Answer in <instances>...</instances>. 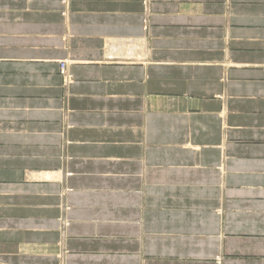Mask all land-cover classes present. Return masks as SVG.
<instances>
[{"label": "crops", "instance_id": "obj_1", "mask_svg": "<svg viewBox=\"0 0 264 264\" xmlns=\"http://www.w3.org/2000/svg\"><path fill=\"white\" fill-rule=\"evenodd\" d=\"M0 264H264V0H0Z\"/></svg>", "mask_w": 264, "mask_h": 264}, {"label": "rangeland", "instance_id": "obj_2", "mask_svg": "<svg viewBox=\"0 0 264 264\" xmlns=\"http://www.w3.org/2000/svg\"><path fill=\"white\" fill-rule=\"evenodd\" d=\"M58 68H59V74L61 76H64V78H66L67 77V75H66V64L64 62H60ZM62 68H63L64 71L61 73V69Z\"/></svg>", "mask_w": 264, "mask_h": 264}, {"label": "built area", "instance_id": "obj_3", "mask_svg": "<svg viewBox=\"0 0 264 264\" xmlns=\"http://www.w3.org/2000/svg\"><path fill=\"white\" fill-rule=\"evenodd\" d=\"M64 70H63V68L61 69V73L63 72Z\"/></svg>", "mask_w": 264, "mask_h": 264}]
</instances>
